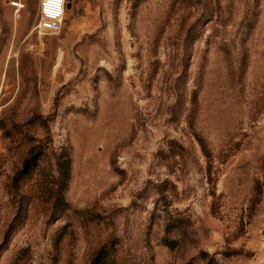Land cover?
Instances as JSON below:
<instances>
[{
  "label": "rangeland",
  "instance_id": "rangeland-1",
  "mask_svg": "<svg viewBox=\"0 0 264 264\" xmlns=\"http://www.w3.org/2000/svg\"><path fill=\"white\" fill-rule=\"evenodd\" d=\"M40 2L0 0V264H264V0Z\"/></svg>",
  "mask_w": 264,
  "mask_h": 264
},
{
  "label": "built area",
  "instance_id": "built-area-1",
  "mask_svg": "<svg viewBox=\"0 0 264 264\" xmlns=\"http://www.w3.org/2000/svg\"><path fill=\"white\" fill-rule=\"evenodd\" d=\"M64 13L65 0H41L39 19L34 29L40 34L60 32Z\"/></svg>",
  "mask_w": 264,
  "mask_h": 264
},
{
  "label": "trees",
  "instance_id": "trees-1",
  "mask_svg": "<svg viewBox=\"0 0 264 264\" xmlns=\"http://www.w3.org/2000/svg\"><path fill=\"white\" fill-rule=\"evenodd\" d=\"M106 256H107V250H106V245H104L102 246L96 257L98 258L99 261V260H104Z\"/></svg>",
  "mask_w": 264,
  "mask_h": 264
}]
</instances>
